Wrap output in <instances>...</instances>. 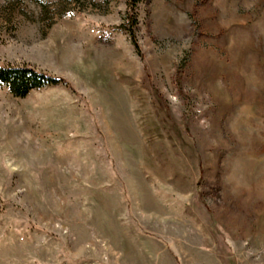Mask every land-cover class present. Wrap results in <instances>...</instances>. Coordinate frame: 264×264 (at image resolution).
<instances>
[{
  "label": "rangeland",
  "instance_id": "rangeland-1",
  "mask_svg": "<svg viewBox=\"0 0 264 264\" xmlns=\"http://www.w3.org/2000/svg\"><path fill=\"white\" fill-rule=\"evenodd\" d=\"M127 12L0 0V264H264V0Z\"/></svg>",
  "mask_w": 264,
  "mask_h": 264
},
{
  "label": "trees",
  "instance_id": "trees-1",
  "mask_svg": "<svg viewBox=\"0 0 264 264\" xmlns=\"http://www.w3.org/2000/svg\"><path fill=\"white\" fill-rule=\"evenodd\" d=\"M140 1L141 0H127V7L129 11L127 12V17L129 20L127 24H123L122 26L129 34L131 43L139 56L141 55V51L134 31V23H136L134 8ZM42 5L43 7H46L43 3ZM60 82H63L62 78L50 76L31 67H0V85L7 86L10 92L17 97L26 96L32 89Z\"/></svg>",
  "mask_w": 264,
  "mask_h": 264
}]
</instances>
